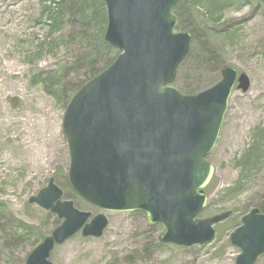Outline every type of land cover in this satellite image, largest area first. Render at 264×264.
Masks as SVG:
<instances>
[{
	"label": "rangeland",
	"instance_id": "obj_1",
	"mask_svg": "<svg viewBox=\"0 0 264 264\" xmlns=\"http://www.w3.org/2000/svg\"><path fill=\"white\" fill-rule=\"evenodd\" d=\"M72 1L0 0V264H25L36 241L62 223L29 202L52 178L64 199L91 212V218L103 213L109 221L101 237L80 231L56 245L53 264H236L242 251L230 237L243 215L264 203V3L218 0L221 10L215 0L185 4L186 19L199 38L191 42L175 85L183 93L186 86L202 91L221 79L217 63L209 66L192 58V52H202L199 39L204 38L221 53L224 65L246 73L251 85L247 92L235 88L230 98L218 143L208 156L215 167L205 189L209 200L197 219L228 210L232 215L213 226L211 243L183 246L161 241L162 225L149 223L141 211L110 212L69 198L63 117L92 65L80 58L99 51L103 26L102 15L89 28L74 25ZM49 4L63 14L55 29L48 15L41 18ZM99 55L93 52L91 58ZM249 151L242 167L241 158ZM256 264H264V255Z\"/></svg>",
	"mask_w": 264,
	"mask_h": 264
},
{
	"label": "water",
	"instance_id": "obj_2",
	"mask_svg": "<svg viewBox=\"0 0 264 264\" xmlns=\"http://www.w3.org/2000/svg\"><path fill=\"white\" fill-rule=\"evenodd\" d=\"M179 0H105V39L119 50L115 60L88 80L69 101L64 117L71 189L91 205L111 212L141 211L162 225L160 239L178 245L211 243L215 224L231 211L198 218L215 175L207 157L218 143L232 92L250 88L246 73L222 69L215 86L193 95L174 82L190 52L192 33L176 31ZM51 179L30 198L63 222L28 255L26 264H53L51 251L82 230L101 237L103 213L63 200ZM242 251L236 264H256L264 254V209L255 207L230 237Z\"/></svg>",
	"mask_w": 264,
	"mask_h": 264
},
{
	"label": "trees",
	"instance_id": "obj_3",
	"mask_svg": "<svg viewBox=\"0 0 264 264\" xmlns=\"http://www.w3.org/2000/svg\"><path fill=\"white\" fill-rule=\"evenodd\" d=\"M45 2H49L50 0H44ZM262 3H264V0H260ZM189 2V0H179L178 3L175 6V12L176 15L179 16V24L177 26L178 30H183V31H188L190 33H192V38L195 40L198 37V29L194 26V24L190 21L188 22V19H186V10L187 8H185V4H187ZM217 7L219 8V10H221L223 8L224 5H222V3L218 0H215L214 2ZM190 4L194 5L195 4L193 2H190ZM72 7H74L76 10V13L72 15V19L71 22L76 25L77 23H80V25H82L84 28H89L91 26H93L94 22L96 20L99 19V17L102 15V24L103 26H101L100 30L98 27H94V28H98L99 30V48L96 47V49H98L99 51L96 50H92V52H86L84 53L81 58L80 61L81 62H87L89 63V61L91 60V66L90 69L87 72V78L84 79V81L81 83V85L72 93V95L84 84L86 83L88 80H90L91 78H93L94 76H96L97 74H99L102 70H104L105 68H107L116 58L118 52V49L116 47H114L113 45L109 44L106 40H105V31L107 28V22H108V18H107V11H106V4L104 0H73L71 3ZM45 15H48V20L52 23V27L55 29V26L58 24L59 20L62 19L63 14L60 13V9L57 7H55L54 5H44V9L41 12V18H44ZM181 21V23H180ZM185 21V22H184ZM199 38V37H198ZM201 46H202V52L195 54L194 52H192V58L196 57V59L198 61H201V63H206L208 62L209 66H212V63H217L218 64V71H221L226 65H224V61L220 60L221 58V53L218 51V49L213 48L210 44L209 39L204 38V39H199ZM193 41V40H192ZM192 44V43H191ZM192 46V45H191ZM93 52H95L96 54L99 55V58L93 59L91 58V56L93 55ZM222 72V71H221ZM178 76L177 79L175 81V83L178 81ZM219 80V79H218ZM217 80V81H218ZM217 81H215V83H217ZM212 84L213 85H215ZM186 93L188 95H193L194 93L200 92L199 90H197V88L195 87H191V86H186ZM181 91V90H180ZM183 93V92H182ZM72 96H70L71 99ZM69 99V100H70ZM68 100V102H69ZM67 102V104H68ZM250 152H247L243 155V157L241 158V163H242V167L247 163V159L250 155ZM66 181H67V177H66ZM68 184V182H67ZM69 198L72 199V197L76 198V200H79V202H84L82 199H80L71 189L69 192ZM85 203V202H84ZM80 205V204H79ZM260 208L263 209L264 208V203H262L260 205ZM45 236H41V238L39 240L36 241L35 244H37L39 241H41L42 239H44Z\"/></svg>",
	"mask_w": 264,
	"mask_h": 264
},
{
	"label": "flooded vegetation",
	"instance_id": "obj_4",
	"mask_svg": "<svg viewBox=\"0 0 264 264\" xmlns=\"http://www.w3.org/2000/svg\"><path fill=\"white\" fill-rule=\"evenodd\" d=\"M261 211H263V210H261Z\"/></svg>",
	"mask_w": 264,
	"mask_h": 264
}]
</instances>
